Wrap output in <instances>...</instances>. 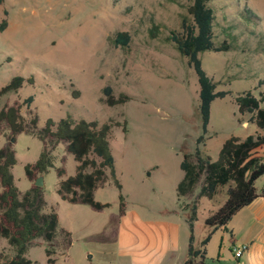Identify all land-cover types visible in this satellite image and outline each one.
<instances>
[{
	"label": "rangeland",
	"instance_id": "obj_1",
	"mask_svg": "<svg viewBox=\"0 0 264 264\" xmlns=\"http://www.w3.org/2000/svg\"><path fill=\"white\" fill-rule=\"evenodd\" d=\"M190 2L4 0L0 4V25L7 20L6 29L0 32V90L16 76L35 79L34 84L25 83L18 92L1 97L0 110L33 96L34 102L29 109L22 107L21 114L28 123L37 116L38 130L49 119L58 122L68 116L99 124L126 123L127 132L122 126L112 128L110 145L129 225L136 215L154 229L165 222L177 223L182 260L188 256L193 197L178 198L176 187L184 176L183 154L194 152L202 135L200 85L194 68L168 36L181 30ZM209 5L216 15L215 40H227L233 46L228 52L200 54L203 69L218 83L216 91L229 92L212 103L205 145H200L204 155L215 161L229 138L264 135L249 114H239L236 104L243 92L252 91L256 97L264 93V0H210ZM119 32L129 33L127 47L114 43ZM108 86L116 96L125 93L131 100L108 106L103 102ZM8 145L16 155L12 173L23 194L31 186L25 166L37 161L43 143L30 132L14 135L2 123L0 148ZM53 155L54 166L43 176L44 212L55 211L59 229L71 237L67 247L63 238L54 244L55 264H127L118 257L123 219L117 188L109 182L95 191L96 201L109 204L102 211L63 200L58 185L76 174L78 163L65 144H59ZM61 168L63 177L58 175ZM255 186L259 191L264 188V175ZM225 200L224 192L213 201L201 199L194 223L197 248L208 232L205 220ZM227 239L222 230L214 233L206 264H218L219 253L230 256ZM46 248L45 241L36 240L27 257L33 264H48ZM2 253L10 252L0 237Z\"/></svg>",
	"mask_w": 264,
	"mask_h": 264
},
{
	"label": "trees",
	"instance_id": "obj_2",
	"mask_svg": "<svg viewBox=\"0 0 264 264\" xmlns=\"http://www.w3.org/2000/svg\"><path fill=\"white\" fill-rule=\"evenodd\" d=\"M4 0H0V4ZM210 0H191L187 6L180 31H171L168 41L175 45L181 56L188 59L194 68L200 85L199 111L201 114L202 135L197 139L194 152L184 153L180 164L184 176L177 186V195L193 197L190 209V238L188 256L184 264H206L207 246L214 233L227 230L231 219L241 209L254 200H264V188H256V181L264 175V135H249L245 139L231 137L224 142L217 160L204 155L200 145H205L211 118V105L219 98L226 97L228 91H216L218 83L210 78L202 67L200 54L206 51L228 52L233 46L227 40H215L214 9ZM5 11V15H7ZM7 20L0 25V32L6 29ZM131 37L127 32L117 33L114 43L127 47ZM25 83L34 84L33 77L25 79L14 77L8 85L0 90V98L18 92ZM262 84V83H261ZM103 102L110 107L124 104L131 100L125 93L118 96L111 87L103 90ZM78 98V93H73ZM34 102L30 96L21 105L5 106L0 110V124L5 123L12 134L33 133L43 143V150L36 162L25 166V174L31 182L30 188L23 194L15 184L13 167L17 163L11 146L0 148V237L9 246V254H0V264H33L27 257L30 245L36 240L47 243V263L55 264L54 244L63 238L64 245L71 244L70 233L59 229L58 216L55 211L44 212L46 202L43 188L35 185L38 177L46 175L54 166V150L59 144H65L66 151L74 156L78 163L76 174L62 179L58 185L59 196L70 203L82 204L102 211L109 207L95 200V191L111 182L119 191V217L126 215L127 202L122 193L123 186L118 179L115 159L111 150L110 135L112 128L122 126L127 132V124L109 121L99 124L97 121L75 120L71 116L58 122L47 120L43 129H37V116L28 123L21 114L22 107L28 109ZM264 93L256 97L252 91H246L236 97L240 115H250V121L260 130H264ZM64 170H58L59 177ZM224 192L226 200L206 220L208 232L195 246L194 223L198 220L201 199L215 200Z\"/></svg>",
	"mask_w": 264,
	"mask_h": 264
},
{
	"label": "crops",
	"instance_id": "obj_3",
	"mask_svg": "<svg viewBox=\"0 0 264 264\" xmlns=\"http://www.w3.org/2000/svg\"><path fill=\"white\" fill-rule=\"evenodd\" d=\"M128 216L126 211L121 218L122 232L118 238L120 259H126L127 264H184L187 254L182 260L180 226L177 223L165 222L154 229L152 224H146L137 215L133 224L129 225ZM222 231L228 235L227 246L231 254L225 257L219 253L218 264H264L263 199L258 198L241 209L231 219L227 230ZM242 246L247 247L246 251L240 259H236L234 249Z\"/></svg>",
	"mask_w": 264,
	"mask_h": 264
},
{
	"label": "built area",
	"instance_id": "obj_4",
	"mask_svg": "<svg viewBox=\"0 0 264 264\" xmlns=\"http://www.w3.org/2000/svg\"><path fill=\"white\" fill-rule=\"evenodd\" d=\"M246 246L238 247L234 249V257L240 259L246 251Z\"/></svg>",
	"mask_w": 264,
	"mask_h": 264
},
{
	"label": "water",
	"instance_id": "obj_5",
	"mask_svg": "<svg viewBox=\"0 0 264 264\" xmlns=\"http://www.w3.org/2000/svg\"><path fill=\"white\" fill-rule=\"evenodd\" d=\"M13 142L15 141V139L12 140ZM35 185L38 187H43L44 182H43V176H40L37 178Z\"/></svg>",
	"mask_w": 264,
	"mask_h": 264
}]
</instances>
